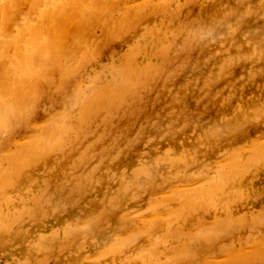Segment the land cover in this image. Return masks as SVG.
I'll return each mask as SVG.
<instances>
[{
	"label": "rangeland",
	"instance_id": "rangeland-1",
	"mask_svg": "<svg viewBox=\"0 0 264 264\" xmlns=\"http://www.w3.org/2000/svg\"><path fill=\"white\" fill-rule=\"evenodd\" d=\"M116 1L82 36L71 68L51 71L39 97L29 98L32 106L23 102L16 133L1 132L9 141L0 149V173L10 167L13 180L0 177V264H224L238 252L264 264L256 257L264 253V162L219 185L235 155L264 150V0ZM141 38L171 43L161 74L137 78L144 84L135 80V91L126 87L117 112L105 108L82 121L91 100L113 97L107 86L121 79ZM62 116L68 126L56 131L63 132L55 133L58 146L32 151L31 162H7ZM251 186L261 191L251 195Z\"/></svg>",
	"mask_w": 264,
	"mask_h": 264
},
{
	"label": "bare ground",
	"instance_id": "bare-ground-1",
	"mask_svg": "<svg viewBox=\"0 0 264 264\" xmlns=\"http://www.w3.org/2000/svg\"><path fill=\"white\" fill-rule=\"evenodd\" d=\"M114 1V0H113ZM111 0H0V149L5 147V138H3L4 136L2 135V133H4V130L7 128H9L7 131L8 133H12V135H14L15 130H12L11 127H14L16 122H13L14 117H17V113L18 111L23 109L21 106L23 105V102L28 98V102L30 107L32 106V102L35 101H29L34 95H36L38 87L45 83V81H47V79L49 80L51 77V71H56V70H60V73L63 72L64 73L67 72L69 70V68H71V65L68 63L70 60H74L77 59L78 53L80 51V49H82L84 47V44L81 43L82 40H84L85 37L82 38L83 35H85L86 32L90 31L89 34L86 35H91L93 33L92 31V26L93 24H95L97 21L101 22V20H103L102 18H104L105 16L108 17V9H109V4H113ZM118 1V0H117ZM116 1V2H117ZM120 2V1H119ZM189 2V0H188ZM259 2V1H258ZM127 3V2H126ZM124 2V4H126ZM165 5H167L166 1H164ZM162 2V4H164ZM115 4V3H114ZM119 4V3H118ZM128 4V3H127ZM117 5V4H116ZM147 5V4H144ZM111 6V5H110ZM118 6V5H117ZM127 6V5H126ZM185 6V5H184ZM115 7V6H113ZM137 7V6H136ZM156 7V6H155ZM154 7V8H155ZM159 7V6H158ZM26 8L28 9V11L26 10ZM118 8V7H117ZM131 8V7H130ZM232 8V7H231ZM247 8V7H246ZM157 9V8H156ZM236 9V8H235ZM128 10V9H127ZM151 10V9H150ZM153 10V9H152ZM122 11V10H120ZM119 11V12H120ZM135 11V10H134ZM137 11V10H136ZM124 12V11H123ZM125 13V12H124ZM122 13V14H124ZM129 13V12H128ZM135 13V12H134ZM223 13V12H222ZM106 14V15H105ZM137 14V13H136ZM208 14V13H207ZM210 14V13H209ZM110 15H112L110 13ZM109 15V16H110ZM138 15V14H137ZM206 15V14H205ZM111 17V16H110ZM139 17V15L137 16ZM114 18V17H113ZM125 18V17H122ZM106 19V18H105ZM111 19V18H110ZM221 20V19H220ZM223 20V19H222ZM109 21V20H107ZM120 21V20H119ZM122 21V20H121ZM242 21V20H241ZM95 22V23H94ZM130 22V21H129ZM221 22V21H220ZM106 23V22H105ZM123 22H121L122 24ZM171 23V22H170ZM219 24V23H218ZM217 24V25H218ZM105 25V24H104ZM124 25V24H123ZM120 27V26H119ZM125 28V27H124ZM173 27H171L172 29ZM110 29V28H109ZM170 29V28H169ZM231 29V28H230ZM15 30H17V32L15 33ZM111 30V29H110ZM153 30V29H152ZM174 30V28H173ZM156 31V30H155ZM110 32V31H109ZM147 32H151L147 31ZM154 32V31H152ZM197 32V30H196ZM201 32V31H200ZM144 33V32H143ZM178 33V31L173 32V36H176ZM198 33V32H197ZM233 33V32H232ZM108 34V33H107ZM170 34V33H169ZM151 35V34H150ZM149 35V36H150ZM166 36V35H165ZM195 36V35H194ZM221 36V35H220ZM88 38V37H87ZM149 38V37H148ZM195 38V37H194ZM82 39V40H81ZM92 39V37H91ZM147 39V38H146ZM164 39V38H162ZM198 39V38H197ZM234 39V38H233ZM138 40V38H137ZM141 40H144V42H142ZM141 40H139L138 43H140V48H137V50L131 52L134 55L131 56L132 54L129 55L130 59L126 62L125 66H123L121 69L118 70H113V71H118V73L120 75H122L121 79L118 80L117 78H115L113 81L110 82V85H108L107 89L109 94H112V98H95L94 103L92 102V100L90 98L85 97L83 98V101L81 100V98H79L82 102H84L85 100V104H87L88 101L91 100V104L88 103V105H91V107L85 109L82 108L81 110V114H82V121H86L87 118L99 113L101 110L108 108L107 111L109 112H117L118 110H120L122 108L123 105V100L125 99V97L123 98V93L126 89V87L131 86V89L133 87L132 84L138 83V81L140 82L141 80H136L137 78H141V77H147L148 76V82L152 79V78H157L158 74L162 72V64H161V59L162 57H166L168 52L172 49L171 43L167 44L165 46V44H160V41L162 42V40H157V42L155 43L156 45H154V41L149 42V39L145 40L143 38H141ZM166 40V39H165ZM164 40V41H165ZM228 39L227 42H229ZM87 41L86 39L84 40V42ZM148 41V42H147ZM163 41V42H164ZM91 42V41H90ZM147 42V44H146ZM198 42V41H197ZM208 42V41H207ZM144 43V44H143ZM86 44V43H85ZM224 44V43H223ZM97 45V44H96ZM144 45V46H142ZM193 45V44H192ZM194 46V45H193ZM96 47V46H94ZM190 49V48H189ZM85 50V48H84ZM83 50V51H84ZM92 50V49H91ZM202 50V49H201ZM95 51V50H93ZM187 51V50H186ZM190 51L192 52V49H190ZM194 51V50H193ZM229 52V50H228ZM250 52V51H249ZM253 52V51H252ZM86 53V52H85ZM91 53V51H90ZM160 54V55H159ZM187 54V53H186ZM81 55V54H80ZM83 56V55H81ZM79 58V57H78ZM91 59V58H89ZM141 59V61H140ZM164 59V58H163ZM186 59V58H185ZM82 57H81V59ZM146 62H143V61ZM178 60V59H177ZM64 61V62H63ZM68 61V62H67ZM70 61V62H71ZM76 61V60H74ZM165 61V60H164ZM188 61V60H187ZM67 62V63H66ZM78 62V61H77ZM236 63V62H235ZM194 65V64H193ZM229 65V64H228ZM239 65V64H238ZM164 66V65H163ZM223 67V66H222ZM236 67V66H234ZM58 68V69H57ZM56 69V70H55ZM78 69V68H77ZM149 71V73H148ZM215 71V70H214ZM57 72V71H56ZM73 72V71H71ZM220 72V71H219ZM105 73V72H104ZM51 74V75H50ZM62 74V73H61ZM68 74V73H67ZM148 74V75H147ZM64 75V74H62ZM60 75V76H62ZM67 77V76H66ZM107 77V76H106ZM211 77V76H210ZM212 77L214 78V74H212ZM53 79V78H51ZM62 79H65L62 78ZM55 79H53V81H51L52 85ZM61 80V77H60ZM135 80L137 82H135ZM189 80V79H188ZM63 81V80H62ZM61 81V82H62ZM49 82V81H48ZM135 82V83H134ZM223 82V81H222ZM47 83V82H46ZM60 83V81H59ZM58 83V84H59ZM108 83V82H107ZM221 83V82H220ZM48 84V83H47ZM55 84V83H54ZM140 84V83H139ZM141 84L142 83L141 81ZM140 84V86H141ZM181 84V83H180ZM183 84V83H182ZM181 84V85H182ZM208 85H210V83H207ZM51 84H48V86L50 87ZM98 85V84H97ZM100 85V84H99ZM150 84L146 85V87L148 88ZM185 85V84H184ZM46 86V85H45ZM58 88L60 86L56 85ZM55 86V89L53 90H57ZM137 87V86H136ZM139 87V86H138ZM182 87V86H181ZM40 88V87H39ZM47 88V87H46ZM100 88V86L98 87ZM102 88V87H101ZM105 88V86H104ZM134 88V87H133ZM135 89V88H134ZM62 90V89H61ZM133 90V89H132ZM45 91V89H44ZM52 91V90H51ZM101 91V90H100ZM106 91V90H105ZM135 91V90H133ZM147 91H149V89H147ZM179 91V89L177 90ZM176 91V92H177ZM46 92V91H45ZM53 92V91H52ZM102 92V91H101ZM132 92V91H130ZM150 92V91H149ZM97 94V92H95ZM128 92H126L127 94ZM44 94V93H43ZM47 94V93H46ZM45 94V95H46ZM87 94V93H86ZM180 94V93H179ZM63 95V94H62ZM88 95V94H87ZM92 95V94H91ZM95 95V94H94ZM135 95V93H134ZM42 96V95H41ZM39 96L36 95V99ZM74 97V96H73ZM77 97V96H75ZM84 97V95H83ZM131 97V96H130ZM30 98V99H29ZM35 98V96H34ZM78 98V97H77ZM89 100H88V99ZM182 98V97H181ZM205 98V97H202ZM74 99V98H73ZM88 101H87V100ZM94 99V98H92ZM63 100V99H62ZM61 101V100H60ZM87 101V102H86ZM128 102V101H127ZM26 103V101H25ZM24 103V104H25ZM64 103V102H63ZM77 103V102H76ZM108 103H111L110 105H107ZM129 103V102H128ZM28 103H26L27 105ZM82 104V103H81ZM85 104H82L83 106ZM35 105V104H34ZM85 105V106H88ZM25 107V105H23ZM186 106V105H185ZM29 107V108H30ZM258 107V106H257ZM255 107V108H257ZM28 108V107H27ZM74 109V108H73ZM26 110V109H25ZM21 114H23L22 112H20ZM31 111V110H30ZM106 111V110H105ZM258 111V110H255ZM260 111V109H259ZM29 112V110H28ZM78 112V111H77ZM18 113V115L20 116V114ZM69 113V112H68ZM71 113V112H70ZM69 113V114H70ZM246 113V112H245ZM257 113V112H256ZM27 114V112L25 113ZM61 114V113H60ZM79 114V113H78ZM180 114V113H179ZM64 115V112L61 114ZM59 115V116H61ZM66 115V114H65ZM22 116V115H21ZM26 116V115H25ZM67 116V115H66ZM71 116V115H70ZM254 116V115H253ZM99 117V116H98ZM227 117V116H226ZM238 117V116H237ZM19 118V117H18ZM54 118V117H53ZM60 119V117H58ZM62 119H58L57 122H55V124L51 127L46 128L45 130V135L40 136L39 139L32 140V142L29 141V144L23 145L22 148L25 149L23 150L22 148H19L21 146H19L17 148V150H19L20 153H22L21 155H13L12 157L9 156V159L7 160V162L10 161L11 162H15V163H20L21 159L23 161L26 160V157L29 158V162H31L30 160V156L29 153H33L32 151H36V149L45 146L44 148L47 147V145H49L51 142V146L50 148L52 149V144L54 146H58L59 144V138L56 139V144H55V140L54 137L57 134L56 131H63L65 129V126H68L67 124H63L65 121L64 116L61 117ZM86 118V119H85ZM95 118V116H94ZM68 119V117H67ZM73 119V118H72ZM77 119V118H76ZM85 119V120H84ZM97 119V118H96ZM221 120V119H220ZM51 121V120H50ZM79 121V120H78ZM91 121V120H90ZM223 121V120H222ZM244 121V120H243ZM69 122V121H67ZM72 122V121H71ZM96 122V120H95ZM93 122V123H95ZM92 123V124H93ZM99 123V122H98ZM17 124V123H16ZM49 125V124H48ZM96 125V124H95ZM17 126V125H16ZM94 126V125H93ZM76 127V126H75ZM84 127V126H83ZM45 128V127H44ZM43 128V130H44ZM68 128V127H66ZM82 129V128H81ZM84 129V128H83ZM3 130V132H2ZM67 130V129H66ZM70 130V129H69ZM68 130V131H69ZM96 130V129H95ZM6 131V132H7ZM65 131V130H64ZM2 132V133H1ZM5 132V133H6ZM79 132V131H78ZM16 133V132H15ZM56 133V134H55ZM61 132H58V134ZM63 133V132H62ZM61 133V134H62ZM87 133V132H86ZM57 134V135H58ZM60 134V135H61ZM220 134V133H219ZM3 137H2V136ZM59 135V137H60ZM81 135V134H80ZM214 135V134H213ZM86 136V135H85ZM10 137H12L10 135ZM9 137V138H10ZM87 137V136H86ZM3 138V139H2ZM218 138V137H217ZM8 139V138H7ZM17 140V139H16ZM73 140V139H72ZM9 141V139H8ZM7 141V142H8ZM15 141V140H14ZM13 141V142H14ZM59 141V142H58ZM63 141V139H62ZM61 141V142H62ZM198 141V140H197ZM6 142V143H7ZM58 142V143H57ZM200 142V141H199ZM18 143V142H17ZM27 143V142H26ZM76 143V142H75ZM4 145V146H3ZM262 145V144H261ZM259 145V146H261ZM262 147V146H261ZM62 148V147H61ZM42 149V148H40ZM67 149V148H66ZM253 149V147H252ZM46 149L43 150V152H45ZM49 150V149H48ZM57 149H55L56 151ZM62 150V149H61ZM60 150V151H61ZM70 150V149H69ZM261 150V151H260ZM260 150L258 149V151L253 149V153L249 156V157H243L242 159H238V157L240 155H235L236 159L234 160V163L231 162L230 164L233 165L230 167L229 171L223 170L224 172H226L225 174L228 175H223L224 177L222 179H220V186H222L227 179L225 178V176L229 177V175L232 178H236L238 177V175H243L246 171L249 170V168L254 167V166H258L260 167L262 165L259 164L260 162H264V155L262 156V148H260ZM43 154L42 150H38V153L40 155V152ZM59 152V150H57ZM170 151V150H169ZM251 151V150H250ZM255 151V152H254ZM16 153V150L14 151ZM18 152V153H19ZM50 152V150H49ZM168 152V151H167ZM19 153V154H20ZM10 154H13L10 153ZM34 156L35 153H33ZM37 154V153H36ZM193 154V153H192ZM31 155V154H30ZM44 155V154H43ZM246 155V154H244ZM260 155V156H259ZM234 156V158H235ZM25 157V158H24ZM42 157V156H40ZM27 158V159H28ZM34 158V157H33ZM233 158V157H232ZM240 158V157H239ZM18 159V160H16ZM38 159V158H36ZM66 159V158H65ZM35 160V159H34ZM32 159V162L34 161ZM167 160V159H166ZM173 163L176 161V159H172ZM178 160V159H177ZM237 160V161H236ZM1 161V160H0ZM6 161V160H5ZM28 161V160H27ZM40 161V160H39ZM69 161V159H68ZM169 161V160H168ZM257 161H259L257 163ZM6 162V166L9 165ZM60 162V161H59ZM57 162V163H59ZM28 163V162H27ZM26 163V164H27ZM67 163V162H66ZM214 163V162H213ZM0 164H2V161L0 162ZM12 164V163H11ZM10 164V165H11ZM25 164V163H24ZM29 164V163H28ZM31 164V163H30ZM175 164V163H174ZM22 165H19V167ZM33 165V163H32ZM50 165V164H49ZM56 165V164H55ZM2 168L4 166L0 165ZM15 166V164L13 165ZM26 166V165H24ZM52 166V165H51ZM66 166V165H65ZM68 166V165H67ZM17 167V165H16ZM49 167V166H48ZM54 167V165H53ZM228 167V166H227ZM15 168V167H14ZM21 168V167H20ZM29 168V167H28ZM65 168V167H64ZM215 168V167H214ZM8 169V168H7ZM6 169V170H7ZM10 167H9V171L7 170L5 173L1 174L0 173V177H2L3 175H6L5 178L9 179V181L13 178L9 175L12 174V172L10 171ZM19 169V168H18ZM26 169V168H25ZM4 170V169H3ZM15 170V169H14ZM21 170V169H19ZM55 170V169H54ZM65 170V169H64ZM138 170V169H137ZM17 168H16V172H17ZM139 171V170H138ZM222 171V172H223ZM18 173V172H17ZM40 173V172H39ZM58 173V172H57ZM148 173V172H147ZM230 173V174H229ZM21 174V173H20ZM149 174V173H148ZM19 175V173H18ZM47 175V174H46ZM44 176V175H43ZM42 176V178H43ZM214 176V175H213ZM212 176V178H214ZM11 177V179H10ZM18 177V176H16ZM15 177V178H16ZM20 177V175H19ZM18 177V179H20ZM127 177V176H126ZM5 178H3L4 180H6ZM211 178V179H212ZM1 179V180H3ZM231 179V178H230ZM11 180V181H12ZM223 180V183H222ZM36 181V180H35ZM42 181V180H41ZM44 181V180H43ZM210 181V180H209ZM5 183V182H4ZM11 183V182H10ZM32 183V182H30ZM29 183V185H30ZM210 183V182H209ZM227 183V182H226ZM225 183V184H226ZM248 183V182H247ZM2 184V183H1ZM15 184V181H14ZM13 184V185H14ZM49 184V183H48ZM51 184V183H50ZM6 185V184H4ZM52 185V184H51ZM218 185V184H215ZM230 185V184H229ZM252 185H254V183H252ZM31 186V185H30ZM220 186H216V188L219 189ZM5 187V186H4ZM9 187H12L11 185H9ZM7 185V188H9ZM32 187V186H31ZM40 187V186H39ZM207 187V186H205ZM205 187L203 186L202 191L205 189ZM224 187V185H223ZM254 186H251L249 188V191L251 193V195H253L255 192L257 191H261L259 190V188L254 189ZM6 188V189H7ZM33 188V187H32ZM58 188V187H57ZM209 188V186H208ZM207 188V189H208ZM212 188V187H211ZM5 189V188H4ZM210 189V188H209ZM221 189V188H220ZM219 189V190H220ZM8 191V190H7ZM33 191V190H31ZM138 191V190H137ZM194 192V190H192ZM199 191V190H198ZM201 191V190H200ZM208 191V190H207ZM218 191V190H217ZM3 192V191H2ZM6 192V190H5ZM185 192V191H184ZM188 192V191H187ZM31 193V192H30ZM197 193V192H194ZM194 193L192 195H194ZM199 193V192H198ZM195 194L196 195H200L199 194ZM202 193V192H201ZM205 194V193H204ZM4 195V194H3ZM175 195V194H174ZM180 195L182 196V194L180 193ZM206 195V194H205ZM212 195V194H210ZM230 195V194H229ZM30 196V195H29ZM176 196V195H175ZM188 197V195H186ZM197 196V198H198ZM203 196V193H202ZM232 196V195H231ZM234 196V194H233ZM17 197V196H16ZM23 197V196H22ZM38 197V196H37ZM192 197V196H191ZM204 197V196H203ZM209 197V194H208ZM95 198V196H94ZM181 198V197H179ZM194 198V199H197ZM207 198V197H206ZM20 199V198H19ZM259 199V198H258ZM165 200V199H164ZM164 200H162L161 202H163ZM171 200V199H170ZM168 200V201H170ZM174 200V199H172ZM179 200V199H178ZM201 200V199H200ZM200 200H196L199 201ZM7 201V200H6ZM9 201V200H8ZM7 201V203H9ZM167 201V202H168ZM195 201V200H194ZM193 201V202H194ZM21 202V201H19ZM24 202V201H23ZM166 202V201H165ZM166 202V203H167ZM198 202V204H199ZM202 202V200H201ZM255 202V201H254ZM257 202V201H256ZM263 202V201H261ZM260 202V203H261ZM3 203V202H2ZM1 203V204H2ZM182 203V202H181ZM184 202V206H185ZM196 203V202H194ZM193 203V204H194ZM243 203V202H242ZM245 203V202H244ZM190 204V203H189ZM188 204V206H189ZM192 204V206H193ZM203 204V203H201ZM20 205L23 206V203H21ZM195 205V204H194ZM3 206V205H1ZM259 206V205H257ZM1 208V207H0ZM4 208V207H3ZM30 208V207H29ZM187 206H186V210H187ZM190 209V208H188ZM8 210V209H7ZM25 210V209H24ZM0 211H2L0 209ZM188 211V210H187ZM186 211V212H187ZM191 212V211H189ZM263 212V211H262ZM5 213V212H4ZM178 211H176V215ZM183 213V212H181ZM185 213V212H184ZM1 214V212H0ZM172 215V214H171ZM263 215V214H262ZM260 215V216H262ZM181 216V214H180ZM264 216V215H263ZM258 217V216H256ZM112 218V217H111ZM171 218V217H169ZM260 218V217H259ZM15 219V218H14ZM172 219V218H171ZM190 219V218H189ZM194 220V219H193ZM251 220V219H250ZM257 220V219H256ZM226 221V220H225ZM224 221V224L226 223ZM263 221V220H262ZM13 222V221H12ZM261 222V221H259ZM93 223V222H92ZM95 223V222H94ZM93 223V224H94ZM228 223V222H227ZM221 225V224H220ZM223 225V223H222ZM260 225V223H259ZM10 226V225H9ZM153 226V225H152ZM203 226V225H202ZM206 226V225H205ZM264 226V225H263ZM158 227V226H157ZM161 227V226H160ZM261 227V226H260ZM56 228V227H55ZM151 228V227H150ZM149 228V229H150ZM203 228V227H202ZM218 228V227H217ZM223 228V226H222ZM226 228V227H225ZM52 230V229H51ZM139 229H137L136 231H138ZM141 230V229H140ZM152 230V229H151ZM142 231V230H141ZM140 231V232H141ZM209 231V230H208ZM154 232V230L152 231V233ZM228 232V231H226ZM225 232V233H226ZM264 232V230L262 231ZM43 233V232H42ZM138 233V232H137ZM225 233H222L225 235ZM53 234V233H52ZM142 234V233H141ZM209 234V233H207ZM134 235V234H133ZM136 235V233H135ZM138 235V234H137ZM136 235V236H137ZM206 235V234H205ZM216 235V234H215ZM211 236V235H210ZM238 236V235H237ZM222 237V236H221ZM256 237V236H255ZM185 238V237H184ZM209 238V237H208ZM248 238V237H247ZM251 238V237H250ZM131 240L130 238H127V240ZM134 239V237L132 238V240ZM192 240V239H191ZM124 242V240H121ZM120 241V242H121ZM215 241V240H214ZM8 242V241H7ZM193 242V240H192ZM247 242V241H246ZM188 243V241H187ZM194 243V242H193ZM205 243V242H204ZM207 243V242H206ZM186 244V243H185ZM184 244V245H185ZM213 244V243H212ZM120 245V244H119ZM191 245V244H190ZM195 245V244H194ZM196 246V245H195ZM194 246V247H195ZM197 247V246H196ZM236 247V246H235ZM258 247V246H256ZM247 248V247H246ZM116 249V248H115ZM258 249V248H257ZM236 250V249H235ZM188 251V250H187ZM242 251V250H241ZM262 251V250H261ZM110 252V251H108ZM127 252V251H126ZM134 252V251H133ZM195 252V251H194ZM253 252V251H252ZM181 253V251L179 252ZM188 254V253H187ZM233 254V252H232ZM260 255L256 256L257 258H259L260 260V256L261 258L264 256V253L260 252ZM105 255V254H104ZM142 255V254H141ZM177 255V254H176ZM180 255V254H179ZM236 256H233L232 259L233 261L231 263H228L229 261L225 262L224 264H249L251 262L250 256L248 257V255L242 254L241 252L238 254H233ZM238 255V256H237ZM121 256V255H120ZM178 256V255H177ZM255 257V258H256ZM178 258V257H177ZM234 258H236V260H234ZM254 258V257H253ZM256 258V259H257ZM231 259V258H230ZM231 259V260H232ZM255 259L254 262H256L257 260ZM230 260V261H231ZM252 262L251 264H254ZM116 262V261H115ZM127 263V262H126ZM259 264V263H257Z\"/></svg>",
	"mask_w": 264,
	"mask_h": 264
}]
</instances>
